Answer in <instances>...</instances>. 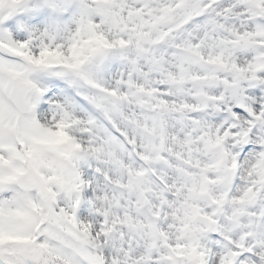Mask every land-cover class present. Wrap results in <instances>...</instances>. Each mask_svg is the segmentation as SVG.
<instances>
[{"label": "snow or ice", "instance_id": "1", "mask_svg": "<svg viewBox=\"0 0 264 264\" xmlns=\"http://www.w3.org/2000/svg\"><path fill=\"white\" fill-rule=\"evenodd\" d=\"M0 264H264V0H0Z\"/></svg>", "mask_w": 264, "mask_h": 264}]
</instances>
